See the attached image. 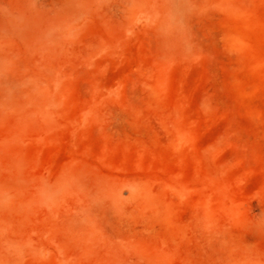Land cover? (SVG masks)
<instances>
[{"label": "rangeland", "instance_id": "374dc122", "mask_svg": "<svg viewBox=\"0 0 264 264\" xmlns=\"http://www.w3.org/2000/svg\"><path fill=\"white\" fill-rule=\"evenodd\" d=\"M0 264H264V0H0Z\"/></svg>", "mask_w": 264, "mask_h": 264}]
</instances>
